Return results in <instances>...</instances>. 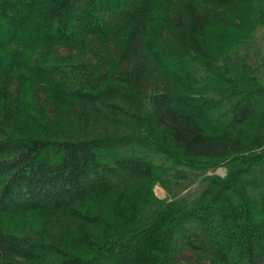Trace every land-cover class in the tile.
Segmentation results:
<instances>
[{
    "label": "trees",
    "instance_id": "obj_1",
    "mask_svg": "<svg viewBox=\"0 0 264 264\" xmlns=\"http://www.w3.org/2000/svg\"><path fill=\"white\" fill-rule=\"evenodd\" d=\"M262 26L264 0H0V264H264V83L226 63Z\"/></svg>",
    "mask_w": 264,
    "mask_h": 264
},
{
    "label": "rangeland",
    "instance_id": "obj_2",
    "mask_svg": "<svg viewBox=\"0 0 264 264\" xmlns=\"http://www.w3.org/2000/svg\"><path fill=\"white\" fill-rule=\"evenodd\" d=\"M226 63L237 69L239 74L252 71L264 83V26L259 27L252 41L236 52L228 55ZM225 168L215 171H187V178L176 181L170 180L166 187L157 186L154 189L155 195L161 199L182 200L191 204L198 199L199 195L209 187L210 178L213 175L224 176ZM258 188L256 192H264V170L258 171L255 177Z\"/></svg>",
    "mask_w": 264,
    "mask_h": 264
}]
</instances>
